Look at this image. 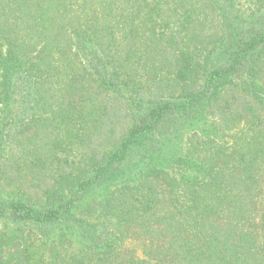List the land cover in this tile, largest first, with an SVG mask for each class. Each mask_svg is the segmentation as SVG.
Wrapping results in <instances>:
<instances>
[{
    "label": "trees",
    "instance_id": "1",
    "mask_svg": "<svg viewBox=\"0 0 264 264\" xmlns=\"http://www.w3.org/2000/svg\"><path fill=\"white\" fill-rule=\"evenodd\" d=\"M236 1L0 0V264H264V0Z\"/></svg>",
    "mask_w": 264,
    "mask_h": 264
},
{
    "label": "rangeland",
    "instance_id": "2",
    "mask_svg": "<svg viewBox=\"0 0 264 264\" xmlns=\"http://www.w3.org/2000/svg\"><path fill=\"white\" fill-rule=\"evenodd\" d=\"M250 1L251 0H249V1L237 0L236 1L237 9L234 8V10H240L245 15H247V11L249 12V5L247 6L246 4L249 3ZM252 7H253V5H252ZM178 48H180V51L183 53L180 57H179V54L177 52L171 51L169 46H165V44L162 46V49H164L166 52H169L170 56L173 57V61H175V64H174L173 68L171 69V71L173 69H175V67H177V69H178L179 67H184V65L186 64V68L184 70L186 73L187 70L191 69L195 65V63H194L195 56L192 55V50L194 47L192 45H186L185 46V44H183L181 47L178 46ZM213 55L216 57L219 54H217V51H215L213 53ZM201 66H203V64ZM212 68L213 67H211V68L209 67V69H212ZM202 69H204V68L201 67L200 71H202ZM170 77L171 78L173 77V75L171 73H167L163 77H157L156 86L162 85L163 83L166 84V82H165V81H167L166 78H170ZM155 91L157 92L158 90L154 88L153 92H155ZM162 91H168V89H164ZM124 97H125L126 101H130L132 99L131 96H129L128 94H125ZM133 98H134V96H133ZM207 107L208 106L206 105V108ZM208 117L209 116L206 115L205 111H203L201 116H200L199 125H201L202 122L207 123L208 121H210V119ZM104 135L105 134H103V136L96 137L95 138L96 142H93V141L91 142V143L99 145L97 147V149L95 150L96 152H99V151H101V152L105 151L106 152L109 150V148L112 147L111 145L108 144V140H106V137ZM83 139L84 140L81 142H79L77 140H74V141L66 140L61 145V148H58L55 150L56 152H54V154L52 152L50 154H47V155H50V157L46 155V160H45L46 163L43 165V170H46V172H45L46 174H45V177L43 178L44 180L42 181V183H45L48 181L52 182V180L54 178H56L55 173H59L61 171V169H64L70 173L76 172L79 168L75 167V166H77L76 162H78L79 159H81L79 166H83L84 164H89L90 155L93 151L90 150V148L89 149L87 148L90 141L86 140L87 138L86 139L83 138ZM180 148H182L181 143H179V141L176 140V141L170 142L168 144L167 149L164 150L163 152L166 155L167 159H169V158L174 159L175 157L180 156L182 154V152H180V150H179ZM64 158H67L69 160L68 165L65 163ZM136 159H137V153L135 152L131 161L136 160ZM160 159H161V157H160ZM156 165L158 167V164H156ZM127 166L128 165L126 164V165H122L121 167H127ZM145 167H149V166H145ZM160 167H167L166 162L161 160Z\"/></svg>",
    "mask_w": 264,
    "mask_h": 264
}]
</instances>
